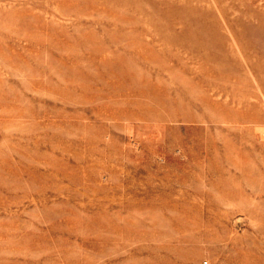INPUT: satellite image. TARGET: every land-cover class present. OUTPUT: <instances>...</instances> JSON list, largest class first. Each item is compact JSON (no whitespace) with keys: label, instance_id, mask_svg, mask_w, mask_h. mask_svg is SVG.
I'll list each match as a JSON object with an SVG mask.
<instances>
[{"label":"rangeland","instance_id":"rangeland-1","mask_svg":"<svg viewBox=\"0 0 264 264\" xmlns=\"http://www.w3.org/2000/svg\"><path fill=\"white\" fill-rule=\"evenodd\" d=\"M0 264H264V0H0Z\"/></svg>","mask_w":264,"mask_h":264}]
</instances>
